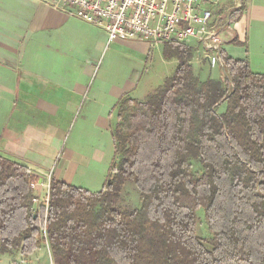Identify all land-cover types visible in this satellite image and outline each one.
<instances>
[{
	"label": "trees",
	"instance_id": "trees-1",
	"mask_svg": "<svg viewBox=\"0 0 264 264\" xmlns=\"http://www.w3.org/2000/svg\"><path fill=\"white\" fill-rule=\"evenodd\" d=\"M194 52L164 44L172 74L144 101L117 102L101 190L51 178L40 217L30 211L40 177L0 155V253L44 245L52 264H264V73L222 51L226 83L201 81Z\"/></svg>",
	"mask_w": 264,
	"mask_h": 264
},
{
	"label": "crops",
	"instance_id": "crops-1",
	"mask_svg": "<svg viewBox=\"0 0 264 264\" xmlns=\"http://www.w3.org/2000/svg\"><path fill=\"white\" fill-rule=\"evenodd\" d=\"M241 12L224 50L254 72L264 67V0H245ZM154 47L110 42L102 30L39 0H0V155L25 165L42 186L53 178L101 189L117 102L144 101L158 85L144 79ZM202 67L209 76L200 71L201 81L211 78L213 68Z\"/></svg>",
	"mask_w": 264,
	"mask_h": 264
},
{
	"label": "built area",
	"instance_id": "built-area-1",
	"mask_svg": "<svg viewBox=\"0 0 264 264\" xmlns=\"http://www.w3.org/2000/svg\"><path fill=\"white\" fill-rule=\"evenodd\" d=\"M39 1L56 10H68L102 30L110 42L137 40L150 47L168 43L192 47L194 61L211 68L222 67L221 53L231 38L232 16L245 6V0ZM46 196L47 209L48 189Z\"/></svg>",
	"mask_w": 264,
	"mask_h": 264
},
{
	"label": "rangeland",
	"instance_id": "rangeland-1",
	"mask_svg": "<svg viewBox=\"0 0 264 264\" xmlns=\"http://www.w3.org/2000/svg\"><path fill=\"white\" fill-rule=\"evenodd\" d=\"M232 36V33H231ZM259 36L264 40V33L259 34ZM163 49H164V44H158V46L154 47L151 49L150 54L148 55V61L145 63L146 71L145 73V78L144 79H149L151 80V83L154 86V83L158 84L155 86H159L162 84L165 76H170L174 70V65L175 62L174 60H167L163 56ZM142 60V58H141ZM145 61V60H144ZM143 63V62H142ZM196 63L194 62L193 65L196 66L197 68L193 67L195 75L199 76V72L203 71L204 73L202 74L203 76H209V69L202 67V63H199L198 67L195 65ZM202 69V70H201ZM218 67H213L212 69V77L213 80L221 81L226 83V75L225 72L221 68L218 70V75H216ZM257 70V71H256ZM264 72V67H260L259 69H255L254 72ZM216 75V76H215ZM215 76V77H214ZM209 79V78H207ZM218 112L222 111V106L218 107L216 109ZM196 168V167H194ZM197 172L198 170L195 169ZM47 186L48 182H44V185L36 187V197L33 199H36L35 201L32 199L31 200V205H30V211L36 212L38 215L41 216H46L47 209H46V194H47ZM101 190V189H99ZM98 190V191H99ZM90 191V190H89ZM91 192H94L91 190ZM97 192V191H95ZM123 204H125L129 209L136 208L138 205V194L134 189L128 188L125 193H124V199H123ZM45 221V217H44ZM43 225V224H42ZM201 230L205 233V227H201ZM9 252V253H8ZM0 264H51V258L49 255V252L47 251V247L42 245L39 249L36 251L32 252L30 255H20L17 251H7V253H0Z\"/></svg>",
	"mask_w": 264,
	"mask_h": 264
}]
</instances>
